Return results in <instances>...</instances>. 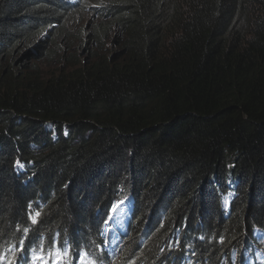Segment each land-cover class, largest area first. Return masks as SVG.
Here are the masks:
<instances>
[{"label":"trees","instance_id":"1","mask_svg":"<svg viewBox=\"0 0 264 264\" xmlns=\"http://www.w3.org/2000/svg\"><path fill=\"white\" fill-rule=\"evenodd\" d=\"M57 41L68 66L43 76ZM260 249L264 0H0V264L58 250L63 264H243Z\"/></svg>","mask_w":264,"mask_h":264},{"label":"rangeland","instance_id":"2","mask_svg":"<svg viewBox=\"0 0 264 264\" xmlns=\"http://www.w3.org/2000/svg\"><path fill=\"white\" fill-rule=\"evenodd\" d=\"M91 23H89V21L87 20H79L77 22H72L70 23V27L68 32L70 31H74L76 34H79V30L82 28H87L90 26ZM86 25V26H83ZM83 26V27H82ZM58 50H57V54L51 58L50 60H46L43 59L41 61H39V68L40 71L42 73L43 76H46L48 74V72L50 70H54L57 71L59 70V68H65L68 66L67 61H64L62 59H60V54L62 52H65V56H68V52L69 50L67 49H60V47H64V43L63 41L58 42ZM77 42L73 45V48L71 49H77V51H80V49L76 48L77 47ZM84 51V50H83ZM103 53V51H102ZM81 57L83 58L86 53L82 52ZM30 58H27V61H29ZM131 192H127L125 191V193L123 192L121 197L117 200V204L116 207L114 208L112 214L109 217L108 220V224L105 225L104 227V235L107 237V239H109V250L110 251H115V249L117 248V246H120L122 244L121 242V234H124L127 232V223L126 222V217L128 215V211H129V205L131 204H126L124 201H120L123 198H128L130 196ZM132 201V200H131ZM230 203V196L226 195L223 199V208L225 210H227L228 206ZM124 224V225H123ZM262 259V263H264V249H260V250H256L254 253V256H248L245 257L243 260V264H247V261H249L250 263H255L256 260H260ZM42 264V261L41 263Z\"/></svg>","mask_w":264,"mask_h":264},{"label":"snow or ice","instance_id":"3","mask_svg":"<svg viewBox=\"0 0 264 264\" xmlns=\"http://www.w3.org/2000/svg\"><path fill=\"white\" fill-rule=\"evenodd\" d=\"M39 215L40 213L37 211L32 217H30L32 219L33 224L37 222L36 217H38ZM25 231H27V229H25ZM20 251L26 252L27 250L24 248H21ZM52 255L59 258L57 260V264H63V257L67 256V252H64L63 255H61V252L58 250L54 252ZM22 259L24 261V264H27V257L25 256ZM37 260L42 261L43 264H47V261H44V257L42 255H38L35 251H33V264H35V261ZM12 264H15V262H12Z\"/></svg>","mask_w":264,"mask_h":264},{"label":"clouds","instance_id":"4","mask_svg":"<svg viewBox=\"0 0 264 264\" xmlns=\"http://www.w3.org/2000/svg\"><path fill=\"white\" fill-rule=\"evenodd\" d=\"M79 1H81V0H59V3L62 5V6H71V7H73V6H75L76 5V3H78ZM48 125H50L51 127H52V124L50 123V122H48ZM53 128V127H52ZM54 129V128H53ZM20 165V169H22V165L20 164V163H16L15 164V166H19ZM128 215H129V211H128ZM128 215H127V217H128ZM127 217H126V222H127ZM110 241V240H109ZM121 242H123V240L121 241ZM123 244V243H122ZM119 246H117V248H118ZM116 248V249H117ZM115 249V250H116ZM108 250H109V245H108ZM110 251V250H109ZM110 253H112V254H110L111 256H115L116 255V253H115V251H110ZM262 259H260V260H256V261H259L261 264H264V263H262V261H261ZM65 263H67V260H66V258H65V260H63ZM40 262V261H39ZM51 262H53L54 264H57V260H56V258H51ZM253 264H255L254 262H253Z\"/></svg>","mask_w":264,"mask_h":264},{"label":"bare ground","instance_id":"5","mask_svg":"<svg viewBox=\"0 0 264 264\" xmlns=\"http://www.w3.org/2000/svg\"><path fill=\"white\" fill-rule=\"evenodd\" d=\"M58 53V52H57ZM127 204V203H126ZM125 223H127V222H125ZM124 225V224H123ZM55 241V240H54ZM57 250V249H56Z\"/></svg>","mask_w":264,"mask_h":264}]
</instances>
